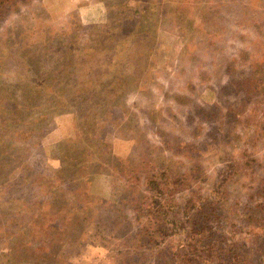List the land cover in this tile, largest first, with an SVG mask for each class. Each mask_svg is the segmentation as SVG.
Here are the masks:
<instances>
[{"label":"rangeland","instance_id":"rangeland-1","mask_svg":"<svg viewBox=\"0 0 264 264\" xmlns=\"http://www.w3.org/2000/svg\"><path fill=\"white\" fill-rule=\"evenodd\" d=\"M0 9V264H264V0Z\"/></svg>","mask_w":264,"mask_h":264},{"label":"trees","instance_id":"trees-1","mask_svg":"<svg viewBox=\"0 0 264 264\" xmlns=\"http://www.w3.org/2000/svg\"><path fill=\"white\" fill-rule=\"evenodd\" d=\"M16 0H0V7L3 5V4H5L6 2H8V3H13V2H15ZM3 10H1L0 9V12H2ZM232 80H230V83H235V84H240V85H244V86H246L247 87V83L250 81V84H251V88H252V90H255L257 87H256V85L254 84V82H253V80H252V78L250 77V76H242V77H236V78H231ZM64 91H67L69 94H71L70 93V90L69 89H64V88H61L60 90H59V93H60V96L62 97L63 96V93H64ZM246 93H247V95H248V88L246 89ZM28 103V102H27ZM59 103H64V102H59ZM57 211V210H56ZM62 214H65V213H57V212H55V210H53V211H51V210H49L48 212H43V213H40V214H38L37 215V217L36 218H34V216L35 215H32L30 218H29V220H27V222H26V224L28 225L29 224V221H31V223L28 225V228L30 229V226H35V227H43L42 229H44L45 227H47V226H49V227H51V225H53L54 227H57V228H59L60 227V229H62V232H67V226H68V223L71 221V219H72V217H68V223H67V225H65V226H61L63 223H64V217H62V216H64V215H62ZM7 216V214L6 213H4L3 214V218H5ZM0 217L2 218V214H0ZM34 218V219H33ZM39 218H43V220L40 222V221H38V219ZM112 218V217H111ZM122 223H124V221L123 220H121L120 219V216H118V218H116L115 219V225H116V227H120L121 226V224ZM46 224H48V225H46ZM56 225V226H55ZM59 226V227H58ZM49 227H47V228H49ZM27 231L24 229L22 232H21V235L22 236H26L27 235ZM39 233V232H38ZM43 233H46V232H43ZM30 237V235H27L26 236V238L28 239ZM36 237V236H35ZM35 237H32L31 236V238L32 239H35ZM34 241L35 240H29L28 242H27V244L29 245V244H32V243H34ZM262 242V241H261ZM233 246V247H232ZM231 246V248H230V251L233 253V254H235V257L236 258H241V260L240 261H238V263L240 262L241 264H254L255 262H254V260L252 259V256L251 257H249L248 259H246V260H243V258L242 257H240L241 255L240 254H238V253H236V250L238 249V247H240V246H237V245H232ZM15 250H16V248H14ZM25 250H31V251H33V252H37V251H41V250H46L47 248H45L44 246H34V247H26V248H24ZM241 253H243V252H241ZM35 257L37 256V254H33ZM33 264H37L38 262H32Z\"/></svg>","mask_w":264,"mask_h":264}]
</instances>
